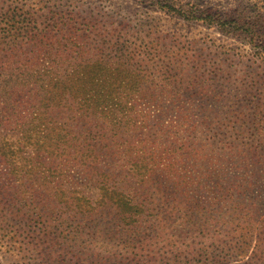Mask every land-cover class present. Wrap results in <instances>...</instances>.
<instances>
[{
	"label": "rangeland",
	"instance_id": "rangeland-1",
	"mask_svg": "<svg viewBox=\"0 0 264 264\" xmlns=\"http://www.w3.org/2000/svg\"><path fill=\"white\" fill-rule=\"evenodd\" d=\"M8 4L42 17L74 11L80 25H94L99 45L113 36L136 49L155 83L177 73L172 92L145 109L190 123L193 132L180 136L196 145L253 153L242 154L249 169L228 172L216 156L204 162L221 167L216 180L163 176L141 189L123 181L133 197L126 206L102 202L80 173L58 192L1 189L0 179V264H248L249 255H224L225 233L233 202L255 201L264 215V0H0V9ZM127 140L128 157L142 151L140 138Z\"/></svg>",
	"mask_w": 264,
	"mask_h": 264
},
{
	"label": "trees",
	"instance_id": "trees-1",
	"mask_svg": "<svg viewBox=\"0 0 264 264\" xmlns=\"http://www.w3.org/2000/svg\"><path fill=\"white\" fill-rule=\"evenodd\" d=\"M18 8L0 9V128L16 132H0L1 189L58 192L80 173L95 183L102 202L126 206L133 197L123 181L135 180L141 189L163 176L216 180L221 167L202 165L214 156L228 163V172L234 166L235 171L249 169L244 155L253 153L251 148L229 146L219 152L210 144L196 145L197 137L180 136L193 132L190 123H165L145 109L142 102L155 105L159 93L172 92L177 73L155 83L136 49L113 36L99 45L94 25H80L74 11L42 17ZM164 134L171 143L162 147ZM131 137L140 138L143 149L128 157L121 148ZM233 203L224 255H249L248 264H264V215L255 201Z\"/></svg>",
	"mask_w": 264,
	"mask_h": 264
}]
</instances>
